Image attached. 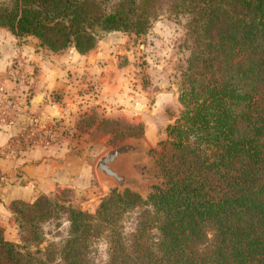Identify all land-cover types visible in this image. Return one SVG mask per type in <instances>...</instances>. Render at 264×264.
Returning <instances> with one entry per match:
<instances>
[{
  "label": "trees",
  "instance_id": "16d2710c",
  "mask_svg": "<svg viewBox=\"0 0 264 264\" xmlns=\"http://www.w3.org/2000/svg\"><path fill=\"white\" fill-rule=\"evenodd\" d=\"M164 12L189 17L191 51L157 161L163 181L146 199L114 189L93 214L46 195L12 203L28 243L0 227V264H95L102 239L105 264H264V0H1L0 28L84 55L101 34L145 35ZM59 215L67 237L40 250L33 220Z\"/></svg>",
  "mask_w": 264,
  "mask_h": 264
},
{
  "label": "rangeland",
  "instance_id": "374dc122",
  "mask_svg": "<svg viewBox=\"0 0 264 264\" xmlns=\"http://www.w3.org/2000/svg\"><path fill=\"white\" fill-rule=\"evenodd\" d=\"M188 21V16H175L164 12L145 35L136 37L122 32L100 35L96 48L101 49L104 55L99 56L98 65H101V68L98 66L95 69V75L99 72L106 73L111 85L108 93L112 98L113 108L117 114L118 110L124 109V115L120 116L119 113L107 119L99 105L93 106L87 109L85 115L75 119V131L70 132L69 127V130L66 129L59 136L77 140L79 147L75 148L79 149L76 152L80 155L87 154L91 160L92 181L90 186L82 191L64 188L55 194L46 195L54 203L61 206L71 205L93 214L100 199L117 189L114 182L102 188L94 167L107 151L126 141H144V157L140 163L132 166V176L146 186L142 193L130 188H124V191L129 190L146 199L152 186L163 181L159 175L157 161L165 152L163 144L168 140L166 128L174 124L181 110L178 102L181 72L191 51ZM71 51H66L69 56ZM23 71L31 76V71ZM71 77L70 72L64 76L65 79ZM78 79L80 78L76 80ZM89 89L88 85L85 89L80 88L85 91ZM92 90L93 95L98 94L94 91V85L91 86V92ZM66 126L64 124L63 128ZM92 205L95 206L94 209ZM133 217L129 216L126 223L128 231L134 227ZM11 218L13 224L9 229L2 228L3 239L14 244L28 243L22 241L25 235L16 221L17 216L12 215ZM33 222L44 237V242L39 245L42 251L48 243L59 245L67 237L69 224L63 215L48 222ZM105 257L107 244L102 239L96 244L93 261L95 264H105Z\"/></svg>",
  "mask_w": 264,
  "mask_h": 264
},
{
  "label": "crops",
  "instance_id": "0c3cea01",
  "mask_svg": "<svg viewBox=\"0 0 264 264\" xmlns=\"http://www.w3.org/2000/svg\"><path fill=\"white\" fill-rule=\"evenodd\" d=\"M69 49L72 50L70 56L66 52L68 49L53 53L39 47L32 37L18 38L0 28V78L11 87L7 72L11 64H20L22 70L31 71L32 79L29 105L12 123H0V227L5 230L13 224L12 203L32 204L41 195H52L64 188L82 191L90 186V158L76 152L79 149L75 148L79 147L77 140L59 137L69 127L70 132L75 131L76 118L98 105L107 119L119 113L124 115V109L117 114L113 108L106 73L95 75V69L101 68L98 65L99 56L104 55L101 49L97 47L84 55ZM68 72L72 77L65 79ZM87 85L88 91L80 90ZM92 85L98 94L93 95ZM33 120L53 126L56 139L25 148L15 156L9 155L13 140L22 127Z\"/></svg>",
  "mask_w": 264,
  "mask_h": 264
},
{
  "label": "built area",
  "instance_id": "2783aa9c",
  "mask_svg": "<svg viewBox=\"0 0 264 264\" xmlns=\"http://www.w3.org/2000/svg\"><path fill=\"white\" fill-rule=\"evenodd\" d=\"M7 75L12 83L8 87L0 78V123L10 124L22 114L29 105L32 79L26 74L20 64H11ZM56 139L53 126H46L38 120L24 125L19 135L13 140L8 154L15 156L23 149L52 142Z\"/></svg>",
  "mask_w": 264,
  "mask_h": 264
},
{
  "label": "water",
  "instance_id": "95a60500",
  "mask_svg": "<svg viewBox=\"0 0 264 264\" xmlns=\"http://www.w3.org/2000/svg\"><path fill=\"white\" fill-rule=\"evenodd\" d=\"M145 150L144 141L136 140L123 142L107 151L94 167L100 186L106 188L114 182L118 193L123 192L124 188L144 192L146 184L132 176V166L142 161Z\"/></svg>",
  "mask_w": 264,
  "mask_h": 264
},
{
  "label": "clouds",
  "instance_id": "9594fccd",
  "mask_svg": "<svg viewBox=\"0 0 264 264\" xmlns=\"http://www.w3.org/2000/svg\"><path fill=\"white\" fill-rule=\"evenodd\" d=\"M105 259H107V257H105Z\"/></svg>",
  "mask_w": 264,
  "mask_h": 264
}]
</instances>
